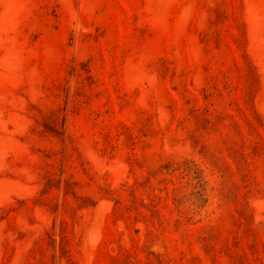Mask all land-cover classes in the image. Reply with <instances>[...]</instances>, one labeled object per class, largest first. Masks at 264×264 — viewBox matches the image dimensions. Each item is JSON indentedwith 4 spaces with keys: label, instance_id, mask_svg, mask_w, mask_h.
Masks as SVG:
<instances>
[{
    "label": "rangeland",
    "instance_id": "rangeland-1",
    "mask_svg": "<svg viewBox=\"0 0 264 264\" xmlns=\"http://www.w3.org/2000/svg\"><path fill=\"white\" fill-rule=\"evenodd\" d=\"M0 264H264V0H0Z\"/></svg>",
    "mask_w": 264,
    "mask_h": 264
}]
</instances>
